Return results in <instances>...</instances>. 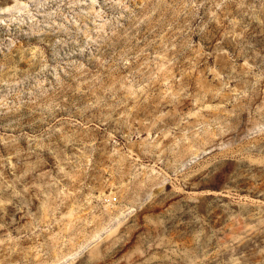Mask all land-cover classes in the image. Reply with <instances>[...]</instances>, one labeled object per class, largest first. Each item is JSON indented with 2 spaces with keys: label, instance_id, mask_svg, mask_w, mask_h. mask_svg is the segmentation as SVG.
Listing matches in <instances>:
<instances>
[{
  "label": "rangeland",
  "instance_id": "1",
  "mask_svg": "<svg viewBox=\"0 0 264 264\" xmlns=\"http://www.w3.org/2000/svg\"><path fill=\"white\" fill-rule=\"evenodd\" d=\"M0 264H264V0H0Z\"/></svg>",
  "mask_w": 264,
  "mask_h": 264
}]
</instances>
